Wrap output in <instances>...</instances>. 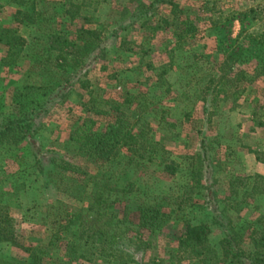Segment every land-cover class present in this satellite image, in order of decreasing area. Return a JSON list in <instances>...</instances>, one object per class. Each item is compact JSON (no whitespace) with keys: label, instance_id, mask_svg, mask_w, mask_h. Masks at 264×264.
Here are the masks:
<instances>
[{"label":"rangeland","instance_id":"obj_1","mask_svg":"<svg viewBox=\"0 0 264 264\" xmlns=\"http://www.w3.org/2000/svg\"><path fill=\"white\" fill-rule=\"evenodd\" d=\"M25 1L0 0V31L17 27L27 40L15 56L0 43V94L7 113L25 83L48 87L52 101L33 141L0 146V191L19 196L10 213L23 245L0 242V264H23L26 248L47 252L43 264H121L119 253L81 241L73 251L81 222L67 216L73 209L116 213L131 230L113 247L130 250L129 264H199L178 247L188 222L209 224L221 252L231 224L264 220V181L256 178L264 175V67L243 57L225 83L221 67L225 39L244 30L245 46L256 49L250 35L264 32V0ZM17 9L49 21L19 25ZM188 23L196 35L179 39ZM56 34L76 43L86 61L78 72L47 59ZM218 87L227 92L214 99ZM85 118L98 122L95 131L133 130L136 148L121 146L110 159L83 153L73 136ZM96 190L108 203L94 202ZM147 205L162 207L167 223L138 247L125 245Z\"/></svg>","mask_w":264,"mask_h":264},{"label":"trees","instance_id":"obj_2","mask_svg":"<svg viewBox=\"0 0 264 264\" xmlns=\"http://www.w3.org/2000/svg\"><path fill=\"white\" fill-rule=\"evenodd\" d=\"M30 1L26 0L25 3ZM33 13L17 9L14 13V19L20 24H37L47 22L49 19L45 17L43 12L33 9ZM197 29L193 23H188L182 33H178L179 39L185 36H195ZM244 30L234 39H225V61L221 64L223 71L231 69L235 63L239 62L243 57L249 61L256 58L257 62L264 67V32L258 35H250V39L257 42L256 49L249 50L243 42ZM52 43H48L46 47L47 59L54 60L55 65L66 72L69 70L78 72L86 61L78 51L74 49L76 43L69 41L65 36L56 34L52 38ZM0 43L9 47L10 55H17L23 49L27 40L18 33V28H4L0 31ZM261 48V49H260ZM263 49V51H261ZM9 63L8 57L3 60ZM227 73L222 77L223 79ZM48 87L38 86L33 83H25L16 87L13 96V112H6L5 94H0V146L18 143L20 140L29 138L31 141L35 139L40 125V118L48 112V103L52 99H45ZM227 92L223 87L216 89L214 99L219 94ZM97 121L91 118H85L83 123L79 125L75 131L73 139L80 145L83 153L89 155H98L100 158L110 159L115 151L121 146H127L129 149L136 148L139 136L133 130L117 129V127L109 125L107 130L95 131L94 127ZM32 144H35L33 142ZM36 145V144H35ZM173 164V163H172ZM257 181H264V175H257ZM236 179V178H235ZM238 180V178H237ZM256 192V188H253ZM18 191V190H16ZM261 192V191H260ZM103 190H96L94 194V202L98 205L108 203ZM6 201V202H5ZM9 201V202H8ZM19 202V196L15 192L0 191V242H11L16 246L23 247L17 239L15 223L11 216L10 209L13 203ZM11 203V204H10ZM67 216L69 218L80 216L81 222L73 235H77L73 246V251L77 250L76 241L83 242L86 245L94 246L97 250L104 252L113 250L121 257V264H129L130 250L124 247L114 248L120 238H123L130 228L122 230L119 226L120 221L116 222V213L108 215L103 212L97 215L81 214L77 209ZM169 219L167 212L163 211L159 205H147L138 210V222L135 223L137 229L134 231L135 236L129 237L125 245L138 247L139 242L145 239V232L154 235L162 230ZM116 222V223H115ZM224 238L221 240V252H219L210 242L212 233L211 227L207 223L197 225L188 222L184 230L181 232L178 240V247L182 253V259H194L199 264H264V220L258 225H239L237 228L230 225ZM53 240H51V243ZM81 242L78 243L81 245ZM245 243H251L250 247H246ZM78 245V247L80 246ZM75 246V248H74ZM147 246H151L148 243ZM29 253V260L23 264H43V256L47 254L45 251L34 252L30 248H26ZM83 256V255H82ZM181 260V259H180ZM1 262V261H0ZM2 263V262H1ZM160 261L153 260V264H160Z\"/></svg>","mask_w":264,"mask_h":264}]
</instances>
